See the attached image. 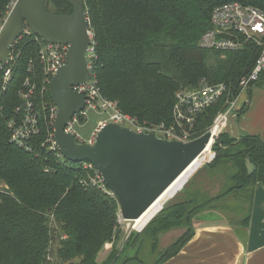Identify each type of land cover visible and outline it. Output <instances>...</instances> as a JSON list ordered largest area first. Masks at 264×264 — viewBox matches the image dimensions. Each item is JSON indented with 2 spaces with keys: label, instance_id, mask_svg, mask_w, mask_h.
Instances as JSON below:
<instances>
[{
  "label": "trees",
  "instance_id": "obj_1",
  "mask_svg": "<svg viewBox=\"0 0 264 264\" xmlns=\"http://www.w3.org/2000/svg\"><path fill=\"white\" fill-rule=\"evenodd\" d=\"M14 1L0 0V28ZM81 1L98 57L91 78L105 97L116 100L123 112L139 122L172 124L179 91L197 88L203 82L228 85V93L199 116L195 138L209 130L218 112L227 108V100L240 92V81L252 71L263 50V46L247 42L237 51L222 52L202 48L200 39L212 27L211 14L218 5L238 1L264 11V0ZM45 6L56 14L73 12L69 0H46ZM36 37L32 32L18 39L20 56L0 112V264H162L193 236L197 212L213 207L231 191L264 184V140L256 135L237 139L222 132L212 146L216 156L210 162L213 175L219 174V167L228 172V184L220 195L210 197L192 190L187 198L165 205L196 165L138 226L137 230L144 229L157 214L143 238L133 242L136 236L132 233L124 248H117L122 232L117 200L90 185L94 169L58 158L42 146L48 131H53L45 118L35 152L28 153L10 140L7 119L22 102L20 91L25 81L29 79L38 91L46 85ZM263 77L264 72L260 81ZM46 100L52 101L49 90ZM243 111L244 107L238 114ZM247 158L256 165L252 174H248ZM174 227H185L177 241L158 252L156 261L143 260L142 247L153 241V253L158 237ZM140 238L136 252L124 257V251L136 246ZM106 244H112V250L99 262Z\"/></svg>",
  "mask_w": 264,
  "mask_h": 264
},
{
  "label": "water",
  "instance_id": "obj_2",
  "mask_svg": "<svg viewBox=\"0 0 264 264\" xmlns=\"http://www.w3.org/2000/svg\"><path fill=\"white\" fill-rule=\"evenodd\" d=\"M69 1L73 12L56 14L47 10L46 0H15L0 29V64L7 61L10 46L27 28L50 44L69 46L66 64L49 84L51 100L57 107L54 138L58 150L68 160L91 163L115 195L123 219L138 220L204 153L213 133L208 131L190 142H182L111 122L102 126L93 143H85L67 132L71 117L85 107V96L73 87L90 78L87 51L92 43L84 3ZM214 137L216 141L219 135ZM215 156L212 152L208 162ZM246 166L248 174L256 170L249 158Z\"/></svg>",
  "mask_w": 264,
  "mask_h": 264
},
{
  "label": "built area",
  "instance_id": "obj_3",
  "mask_svg": "<svg viewBox=\"0 0 264 264\" xmlns=\"http://www.w3.org/2000/svg\"><path fill=\"white\" fill-rule=\"evenodd\" d=\"M211 24L212 27L201 36L200 46L202 48L227 52L237 51L247 42L263 46L252 71L240 81V92L233 99L227 100V108L217 114L213 126L208 130L212 132L218 128L217 135H220L222 127L230 120L228 116H233L236 113L233 111H235L241 93L260 81L264 72V11L259 7L245 5L238 1L228 2L215 7L211 14ZM31 33V30L27 28L19 38H22L24 34L29 36ZM40 38L37 36L36 41L40 46L39 60L47 76L46 85L38 91L36 85L31 84L29 79L25 81L24 87L20 91L22 102L8 117L7 127L10 130L11 142L24 151L33 153L35 152V142L42 132L43 118H45L46 124L51 126L53 131L49 130L45 140L40 143L46 149L54 151L58 158L66 159L59 152L54 138L57 107L52 101L46 100V92L49 90L50 81L56 71L66 64L69 46L64 43L50 44ZM18 39L10 46L7 61L0 64V112L3 110L2 101L8 91L15 63L20 56L18 51L20 49L17 48ZM87 58L90 78L88 82L73 87L85 96V107L71 117L65 129L74 134L79 141L85 142L78 136L75 125L83 123L88 118V110H96L108 116L100 119L90 139L85 143H93L102 126L111 122L139 133L153 132L161 138L190 142L196 139L194 126L202 112L217 103L229 91L228 85L225 83L208 84L203 82L197 88L181 90L176 94V102L172 109V124L165 122L141 123L136 117L123 112L117 101L105 97L101 93L96 79L91 78L93 64L98 58L93 39L87 51ZM215 142L214 140L213 143ZM78 164L85 169H94V175L90 177L89 182L91 186L99 188L111 198L116 199L102 175L95 170L91 163L85 161ZM125 221L132 222L134 220L123 219L119 209L118 222L121 225ZM128 224L130 225V223ZM48 259L51 260V257Z\"/></svg>",
  "mask_w": 264,
  "mask_h": 264
},
{
  "label": "crops",
  "instance_id": "obj_4",
  "mask_svg": "<svg viewBox=\"0 0 264 264\" xmlns=\"http://www.w3.org/2000/svg\"><path fill=\"white\" fill-rule=\"evenodd\" d=\"M242 107V113L231 117L230 134L264 140V77L241 93L236 108ZM224 179L216 194L207 193L210 197L220 195L228 184ZM193 227V236L162 264H264V184L257 182L217 199L213 207L195 214Z\"/></svg>",
  "mask_w": 264,
  "mask_h": 264
},
{
  "label": "rangeland",
  "instance_id": "obj_5",
  "mask_svg": "<svg viewBox=\"0 0 264 264\" xmlns=\"http://www.w3.org/2000/svg\"><path fill=\"white\" fill-rule=\"evenodd\" d=\"M258 84H263V82H260ZM234 110L235 111H233V112H236V113H238L240 111V110H238V108H235ZM222 111H224V110H222ZM107 116H108L107 114L100 113L99 111H96V110H88V118L83 123L75 125L76 132L78 133V136L81 137V139L83 141H87L91 137V135H92L94 129L96 128L98 122L100 121V119L105 118ZM231 117H232L231 115L228 116L229 119ZM228 125H229V122L222 127L223 129L220 132V134L222 132H229ZM212 152H214V151L212 150ZM211 163L210 162H206V163L200 162L199 164H197L199 166H197L194 173L192 175L188 176L184 180V182L180 185L181 187H180L179 191L176 190L175 192L172 193V195L169 197V200L165 203V205H167L168 203L173 202L175 200H178V199L187 198L188 194H190V192L192 190L204 191L206 193V195H208V194L213 195L214 193L216 194L222 187V186H219L218 183L219 184L223 183V181L225 180L224 177L227 176L228 172H227V170L223 169L224 167L223 168L219 167V174L213 175V171L211 169L212 165H210ZM200 164H202V165H200ZM214 190H216V191H214ZM150 222L148 224H150ZM128 223H130V225ZM132 224H133L132 222H126V221L121 223L122 232L120 233L118 240L116 241L117 248H119V249L124 248V246L128 242V238H129L130 234H132V233L134 234V236H136V238L133 240V242H136L139 236H141V238H143L142 236H144L143 233L145 232V229L147 226L142 230H136L138 227L134 229ZM184 231H185V227H174V228L168 230L167 232L161 234L158 237V244H157L156 249H154L153 253L151 252L153 241L152 242L149 241L148 244L146 243L147 245L142 247V251H143L142 259L149 262V263L156 261L158 258L157 253L160 252L161 250L167 249L169 246H171L173 243H175L177 241V239L184 233ZM141 238L139 239L136 246H134L132 248L128 247V249H126V250L124 249L125 250L124 251V257H131L136 252L137 247L140 246L142 243ZM112 247H113L112 244H106V246L101 250V252L98 255V261L99 262L103 261L104 258H106L109 255V253L112 250ZM150 253H152V254H150Z\"/></svg>",
  "mask_w": 264,
  "mask_h": 264
},
{
  "label": "bare ground",
  "instance_id": "obj_6",
  "mask_svg": "<svg viewBox=\"0 0 264 264\" xmlns=\"http://www.w3.org/2000/svg\"><path fill=\"white\" fill-rule=\"evenodd\" d=\"M218 128H215L212 132H213V136L211 138V141L208 145V147L206 148V150L204 151V153L198 158L196 159L193 164L185 171V173L183 175H181V177H179L177 179V181H175V183L170 187V189L161 197V199L159 201H157V203H155V205H153V207L140 219L138 220H134L132 221V225L133 228H137L143 221L144 219H146L157 207L158 205L174 190V188L181 182V180L192 170V168H194L197 164L204 163L206 160L211 159L212 158V144L214 142V136L217 135L218 132ZM137 230V229H136Z\"/></svg>",
  "mask_w": 264,
  "mask_h": 264
}]
</instances>
